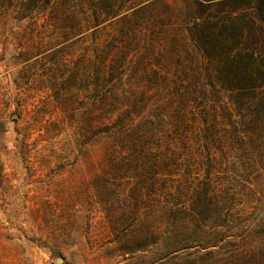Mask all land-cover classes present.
I'll return each instance as SVG.
<instances>
[{"label": "trees", "instance_id": "trees-1", "mask_svg": "<svg viewBox=\"0 0 264 264\" xmlns=\"http://www.w3.org/2000/svg\"><path fill=\"white\" fill-rule=\"evenodd\" d=\"M203 1L150 15L140 7L104 32L103 15L118 17L127 0H36L48 15L36 42L38 141L72 130L78 158L103 152L95 203L120 211L116 225L133 211L145 244H201L202 255L178 264H264V58L239 47L242 19L227 16L221 29ZM236 147L245 155L235 195L262 216L218 256L212 248L223 233L202 229L228 228L217 222L231 209L218 176ZM145 207L157 215L147 225ZM164 223L179 233L164 238Z\"/></svg>", "mask_w": 264, "mask_h": 264}, {"label": "rangeland", "instance_id": "rangeland-1", "mask_svg": "<svg viewBox=\"0 0 264 264\" xmlns=\"http://www.w3.org/2000/svg\"><path fill=\"white\" fill-rule=\"evenodd\" d=\"M192 2L127 0L118 17L103 15L106 19L98 30L114 32L119 18L140 7L150 8V15L168 12V4L174 10L191 8ZM203 2L210 4L214 24L221 29L227 16L242 19L245 39L238 42L239 47L264 58V0ZM47 16L37 12L36 0H0V264H178L202 255L199 242L171 248L145 244L137 234L140 224L135 227L134 212L128 208V219L116 225L120 211L107 212V204L95 203L98 197L92 184L95 175L102 174L103 152L88 160L78 158L70 142L72 130L55 140L38 141L36 102L41 93L36 92V42L44 37L40 26ZM71 51L74 58H79L83 46ZM228 129L221 125L225 130L222 135ZM244 155V150L236 147L224 160L218 176L223 187L229 189L224 203L231 208L232 217H227V209L217 222L228 228L209 222L202 229L203 234L223 233L222 240L212 248L218 256L225 252L226 242L238 241L262 216L253 208L254 203L235 195L232 180L241 175ZM127 197L128 193H123L119 199ZM179 207L184 210L187 205ZM140 213L145 225L157 216L148 207ZM230 221L240 226H231ZM157 227L164 238L179 233L178 227L165 223ZM136 244L144 245L137 248Z\"/></svg>", "mask_w": 264, "mask_h": 264}, {"label": "water", "instance_id": "water-1", "mask_svg": "<svg viewBox=\"0 0 264 264\" xmlns=\"http://www.w3.org/2000/svg\"><path fill=\"white\" fill-rule=\"evenodd\" d=\"M62 261V260H61Z\"/></svg>", "mask_w": 264, "mask_h": 264}]
</instances>
